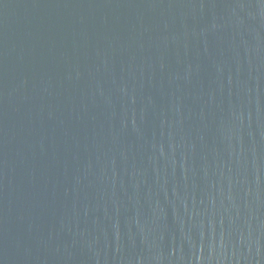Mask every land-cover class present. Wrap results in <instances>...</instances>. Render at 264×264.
Returning <instances> with one entry per match:
<instances>
[{
    "label": "water",
    "instance_id": "obj_1",
    "mask_svg": "<svg viewBox=\"0 0 264 264\" xmlns=\"http://www.w3.org/2000/svg\"><path fill=\"white\" fill-rule=\"evenodd\" d=\"M0 264H264V0H0Z\"/></svg>",
    "mask_w": 264,
    "mask_h": 264
}]
</instances>
